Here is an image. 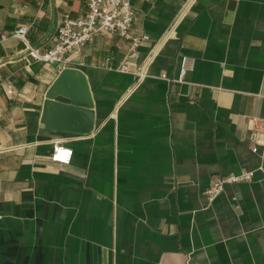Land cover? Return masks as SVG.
<instances>
[{
    "label": "crops",
    "instance_id": "0c3cea01",
    "mask_svg": "<svg viewBox=\"0 0 264 264\" xmlns=\"http://www.w3.org/2000/svg\"><path fill=\"white\" fill-rule=\"evenodd\" d=\"M131 1L148 41L99 33L64 65L14 34L47 51L87 0L0 7V264H264V0ZM183 57L185 82L162 79ZM65 69L93 105L68 117L48 98ZM242 172L255 175L208 201Z\"/></svg>",
    "mask_w": 264,
    "mask_h": 264
},
{
    "label": "built area",
    "instance_id": "2783aa9c",
    "mask_svg": "<svg viewBox=\"0 0 264 264\" xmlns=\"http://www.w3.org/2000/svg\"><path fill=\"white\" fill-rule=\"evenodd\" d=\"M87 6L88 12L85 17L67 16L64 18L58 28L54 47L47 51L41 52L27 43L28 27L26 26L19 27L14 37L28 46L29 55L37 62L63 65L68 63V56L79 55L85 44L92 41L99 33L130 40L133 47L150 39L148 36L140 39L132 35V27L138 20V16L131 0H87ZM190 66L191 59L183 57L177 79H170L166 75H162L161 78L171 83H184ZM122 70L127 71V67L124 66ZM7 93L8 95L13 94L12 87H8ZM260 134H264V120H255L253 121V135L257 138ZM256 141L258 144L261 143V140ZM51 159L56 163L69 164L72 159V150L55 144ZM254 175V172H242L215 179L205 192L208 201L215 200L227 186L250 182ZM2 219L3 215L0 212V220Z\"/></svg>",
    "mask_w": 264,
    "mask_h": 264
},
{
    "label": "water",
    "instance_id": "95a60500",
    "mask_svg": "<svg viewBox=\"0 0 264 264\" xmlns=\"http://www.w3.org/2000/svg\"><path fill=\"white\" fill-rule=\"evenodd\" d=\"M11 2L12 0H0V7L10 6ZM48 98L51 102V113H58L65 117H68L70 112L79 110L84 112L83 109H91L93 106L86 78L83 73L75 69L63 71L50 89ZM85 130H89V127Z\"/></svg>",
    "mask_w": 264,
    "mask_h": 264
}]
</instances>
